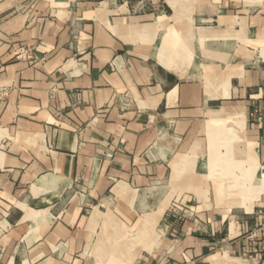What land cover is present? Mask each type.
<instances>
[{
  "label": "crops",
  "instance_id": "obj_1",
  "mask_svg": "<svg viewBox=\"0 0 264 264\" xmlns=\"http://www.w3.org/2000/svg\"><path fill=\"white\" fill-rule=\"evenodd\" d=\"M0 264H264V0H0Z\"/></svg>",
  "mask_w": 264,
  "mask_h": 264
},
{
  "label": "built area",
  "instance_id": "obj_2",
  "mask_svg": "<svg viewBox=\"0 0 264 264\" xmlns=\"http://www.w3.org/2000/svg\"><path fill=\"white\" fill-rule=\"evenodd\" d=\"M17 58H23V59L31 62L32 64L37 62L36 58L26 48L19 49V51L17 52ZM171 213L173 215H177V216H187L188 210L179 204H177V205L175 204V205H173V207L171 209Z\"/></svg>",
  "mask_w": 264,
  "mask_h": 264
},
{
  "label": "rangeland",
  "instance_id": "obj_3",
  "mask_svg": "<svg viewBox=\"0 0 264 264\" xmlns=\"http://www.w3.org/2000/svg\"><path fill=\"white\" fill-rule=\"evenodd\" d=\"M133 242H134V238H131V237H122L121 238V244L123 246L128 245V244H131Z\"/></svg>",
  "mask_w": 264,
  "mask_h": 264
},
{
  "label": "bare ground",
  "instance_id": "obj_4",
  "mask_svg": "<svg viewBox=\"0 0 264 264\" xmlns=\"http://www.w3.org/2000/svg\"><path fill=\"white\" fill-rule=\"evenodd\" d=\"M232 185V184H231ZM237 186L232 185L229 189H232V192L234 193V188H236Z\"/></svg>",
  "mask_w": 264,
  "mask_h": 264
}]
</instances>
